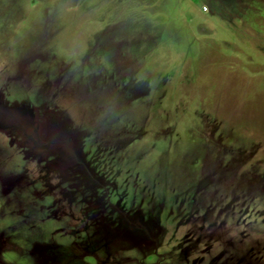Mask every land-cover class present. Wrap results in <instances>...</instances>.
<instances>
[{"label": "rangeland", "instance_id": "rangeland-1", "mask_svg": "<svg viewBox=\"0 0 264 264\" xmlns=\"http://www.w3.org/2000/svg\"><path fill=\"white\" fill-rule=\"evenodd\" d=\"M0 264H264V0H0Z\"/></svg>", "mask_w": 264, "mask_h": 264}, {"label": "trees", "instance_id": "trees-1", "mask_svg": "<svg viewBox=\"0 0 264 264\" xmlns=\"http://www.w3.org/2000/svg\"><path fill=\"white\" fill-rule=\"evenodd\" d=\"M194 1H196V0H194Z\"/></svg>", "mask_w": 264, "mask_h": 264}]
</instances>
